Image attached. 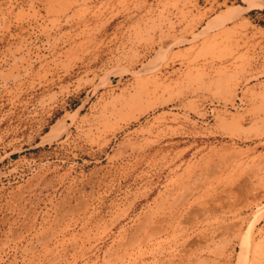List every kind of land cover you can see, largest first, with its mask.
I'll return each mask as SVG.
<instances>
[{"label":"rangeland","instance_id":"1","mask_svg":"<svg viewBox=\"0 0 264 264\" xmlns=\"http://www.w3.org/2000/svg\"><path fill=\"white\" fill-rule=\"evenodd\" d=\"M0 264H264V8L0 0Z\"/></svg>","mask_w":264,"mask_h":264},{"label":"bare ground","instance_id":"2","mask_svg":"<svg viewBox=\"0 0 264 264\" xmlns=\"http://www.w3.org/2000/svg\"><path fill=\"white\" fill-rule=\"evenodd\" d=\"M250 1H251L252 5H254V6H260V7H263L264 8V0H250ZM59 126H61V121L58 122V123H56L53 127H51L50 133H48V134L50 135V134H53V133L57 132V129L59 128Z\"/></svg>","mask_w":264,"mask_h":264}]
</instances>
